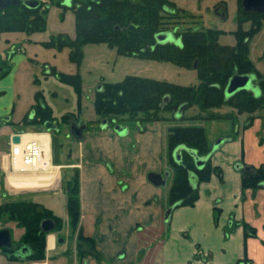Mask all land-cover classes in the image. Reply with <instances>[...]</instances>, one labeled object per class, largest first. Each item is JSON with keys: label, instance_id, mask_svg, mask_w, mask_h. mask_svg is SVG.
<instances>
[{"label": "trees", "instance_id": "trees-1", "mask_svg": "<svg viewBox=\"0 0 264 264\" xmlns=\"http://www.w3.org/2000/svg\"><path fill=\"white\" fill-rule=\"evenodd\" d=\"M59 0V6L71 10L75 16V38L58 36L48 42H42L45 49L59 52L69 49V61L79 67L83 58V47L89 44H105L115 49L119 56L134 57L140 60L170 63L186 70H195L198 85L186 87L171 84L167 81L128 76L117 84L103 83L95 95L94 111L102 119L117 120L128 117L137 123H153L165 119L164 114L174 113V118L182 107L184 112L197 108L198 114L191 121L230 120L237 125V116L233 114L218 115L216 110L230 107L238 115L254 114L264 110V76L257 70L249 57V44L254 36L262 29L264 16L246 14L238 9V29L234 32L235 46H223L219 43L223 31L217 29L184 28L182 22L193 18L194 15L178 8L171 0H72L70 8ZM46 8H48L46 6ZM42 6L31 9L23 5H11L0 10V37L6 33H26L32 35L47 30L45 16L41 13ZM48 11V10H47ZM252 17L249 30H244V23ZM172 32L179 41L178 44H159L156 36ZM46 67L42 65V68ZM55 76L59 82L71 86L81 101V77L77 73L69 75L59 73L55 68L42 73ZM251 75L260 91L256 96L249 91H241L230 99H226L225 89L233 76ZM34 83L40 84L35 78ZM81 104L79 103V109ZM74 114H68L58 120L52 109L46 104L43 93H35V103L29 113L18 124V127H42L45 124L68 125L75 119ZM254 118L244 124L242 129L251 127ZM233 139L236 138L234 134ZM259 143H264L260 138ZM184 146L188 151L193 150L200 158H207L212 152V146L207 140L205 129L199 126L177 127L170 129L168 136V161L173 168L174 177L168 191L167 202L170 208L193 207L199 199L198 186L191 181V174L195 175L198 184L208 182L212 175L223 181V171L214 167L210 160L204 168L198 169L192 155L183 152L182 162L173 159L175 150ZM238 169L241 174L242 191L252 190L254 193L264 188V165L248 166L242 161ZM247 169V170H246ZM67 214L70 227L77 234L76 250L79 256L95 255V244L92 239L82 235L81 220V187L80 174L75 172L66 185ZM0 215H6L24 229V236L15 248L2 249L8 261H22L27 264L43 263L46 261L47 235L42 232L41 224L45 220H52L56 231H61V218L45 207L28 201L6 203L0 206ZM220 216L219 209H215V222ZM245 242L256 237V230L247 224ZM21 247L28 249V253L19 256L17 250ZM247 259L246 247L244 260Z\"/></svg>", "mask_w": 264, "mask_h": 264}, {"label": "crops", "instance_id": "crops-1", "mask_svg": "<svg viewBox=\"0 0 264 264\" xmlns=\"http://www.w3.org/2000/svg\"><path fill=\"white\" fill-rule=\"evenodd\" d=\"M9 46L10 50L7 54L9 67L0 78L2 80L8 77L4 81L11 93L9 99L4 98L6 94L2 95L0 88V120H4V123H0V136L8 133V140L0 149V177L3 179L5 189L2 196L6 193L14 194L8 187L9 177L32 174L11 169L8 155L12 138L21 134L24 135L22 137L24 140H41V138L24 137L48 135L50 143L47 161L57 168V184L61 181V173L64 169H71L73 166L80 168V229L82 235L92 239L95 244V255L81 257L76 250V234L71 239L66 236L59 239L57 234H49L46 239L45 264H51V260L54 264H153L154 260V264H167V262L169 264H239L245 257V247L247 259L251 261L249 264H264V188L255 193L252 190L243 192L241 174L236 167L241 161L248 166L264 165V143H259L260 138H264V112L257 113L251 127L246 130L240 129L239 125H232L230 120L197 121V125L205 129L212 150L219 140L223 141L215 151H212L210 161L214 167L221 168L224 182L220 183L217 177H213L210 183L199 184V199L195 206L179 209L174 207L169 221L166 222L165 213L169 208L167 197L171 184L168 183L166 187H155L147 182L149 172L161 174L168 169L165 166L166 162L162 160L161 146L156 138L149 133L138 135L135 138L138 149L130 153L124 151L120 141H115L109 135L93 133L90 138L84 137L86 143L84 151L81 146L83 140L79 142L78 153H72L73 156L70 157L63 153L65 163L67 160L73 161L79 158V165L55 163L53 136L43 130H36L37 127H28L21 131L18 124L23 118L13 116L18 88L15 72L25 60V55L22 53H25L26 47L21 45L18 51H15V44ZM12 50L15 52L13 53ZM253 84L257 88L253 94L259 96L260 91L255 81ZM219 111L223 115L233 112L228 107ZM196 114L198 110L195 108L192 117ZM241 118L242 116L239 120ZM207 122H229L230 129L211 140L205 125ZM239 124L242 125L243 122L240 121ZM234 134H236L235 139L232 137ZM98 137L101 139L98 140ZM250 144L254 156L250 155ZM168 171L171 173L170 170ZM57 184L18 193H26V197H29L53 192ZM252 206L255 211H251ZM215 209L221 212L217 222L214 218ZM60 218L62 221L65 220ZM169 222L168 233L158 244L146 246V242L140 240L139 236L146 228L152 227L158 230L155 233L159 238L162 237L165 230L162 224L165 227ZM244 224L256 230V237L249 238L246 242ZM49 239L53 241L51 248H49ZM60 240L62 244L59 243ZM174 254L179 255L170 260L165 259V255L171 257ZM139 256L141 258H138L137 263ZM203 256L207 261L203 260ZM4 258L7 264H27L22 261H8L5 256Z\"/></svg>", "mask_w": 264, "mask_h": 264}, {"label": "rangeland", "instance_id": "rangeland-1", "mask_svg": "<svg viewBox=\"0 0 264 264\" xmlns=\"http://www.w3.org/2000/svg\"><path fill=\"white\" fill-rule=\"evenodd\" d=\"M39 1L42 6L40 12H47L45 16L47 30L45 32L35 33L32 35H28L26 33H6L8 35L2 34L0 37V78L5 74L6 68L9 67L7 62V54L10 50L9 45L15 44V51H18L21 45H25L26 47V50L24 49L25 53H22L25 55V60L21 62L15 72L18 88L17 93L15 94L16 108L13 116L15 117L16 115V117H20L21 119L24 118L29 113L31 105L35 102V93L37 91H41L46 104L52 109L54 117L58 120L68 114H74L76 115L79 123L85 122L88 124L89 131L86 135H84V137L90 138L93 133L100 135L105 133L112 137L115 141H120V144L125 152L133 153L138 149L135 145V138L138 135L149 133L151 136H154L157 143L161 146L162 160L163 162H166L165 166L170 169V164L167 162L169 131L170 129L177 127L198 126L197 121H191L193 109H195V107L184 112L183 118L186 120L183 121L176 120L174 118V113H166L164 114L165 119L153 123H137V121L129 120L126 116L124 119L115 120L116 122L114 120H108V122L105 123L106 128L102 129L104 132H102V130H100V126L103 119L100 116H97L94 111L95 95L98 90H100L103 83L117 84L122 82L128 76L167 81L171 84L186 87L196 86L199 83L197 72L195 70H186L170 63L146 61L134 57L119 56L115 49H110L105 44H89L84 46L83 58L79 67H77L69 61V49H64L59 52L54 49H45L42 45V42H48L58 36H67L71 39L75 38V16L73 11L65 10L60 7L59 0ZM171 1L174 2L178 8L194 15L193 18L187 19L185 23L182 22V26H184V28L221 30L224 33L220 37L219 43L223 46L236 45V39L233 33L238 29V0ZM46 6L48 8H46ZM219 7L221 10L220 12L218 10ZM222 11L225 14L224 17L219 14ZM249 27L250 24H246L243 28L248 30ZM26 38H30V40ZM175 41L177 42L176 39ZM20 43L21 45H19ZM12 51L13 53L15 52L14 50ZM249 57L257 70L264 76V23L262 29L254 36L249 44ZM42 65H45L46 67L42 68ZM52 68H55L59 73L69 75H75L78 73L80 75L82 83L80 102L77 94L71 86L60 83L58 78L55 76L49 75L45 77L42 74L46 71L49 72ZM37 77L40 79L39 85L34 83L35 78ZM7 78H2V80H0V88L2 90V95L6 94V97H3L9 99L11 97V93L7 89V83L4 81L7 80ZM253 81H255V79H253ZM2 87H4V89ZM79 103L81 104L80 109ZM224 108L225 107H222L221 109ZM219 110L220 109L216 110L215 113L223 115ZM259 112H264V110L257 111L251 115H238L237 111L233 110V112L229 114L237 116V125H239L240 129H242V125L248 123L249 119L255 118L256 114ZM240 116H242L241 120H239ZM240 121L243 122L242 125L239 124ZM0 123H4V120H0ZM116 123L121 127L127 126V137L120 138L118 134L115 133L114 128L116 125L114 124ZM231 123L233 125V121H231ZM55 124L56 123L53 124L54 128L48 133L51 134L53 136V140H55L53 146L55 163L64 164L65 155L70 157L71 155L73 156L72 153H78L79 142L70 136V125L68 126L60 123L55 127ZM205 125L211 140L216 135L224 134L230 129L229 122H207ZM18 128L21 131L27 129L23 127ZM36 130L41 131L43 129L42 127H37ZM99 138L100 137L97 139L100 140L101 138ZM7 140L8 133L0 136V149L3 147V144L7 142ZM81 146H83L84 151L86 147L85 140L82 142ZM93 150H95V148H93ZM250 150V155L254 156L255 153L251 149V144ZM63 153H65V155ZM210 162L212 164V161ZM66 163L79 165V158L73 159V161L67 160ZM72 173V169H64L61 173V181L57 184L53 192H44L38 195H31L29 197H26V193H14L13 195L6 193L5 196H2L5 189L2 183L3 179L0 177V206L6 203H16L23 200L34 203L38 202L42 206L44 205L43 207L53 210L57 216L65 219L63 220V229L58 234L55 232L58 238L66 236L71 239L74 232L70 227L69 217L68 214H66L65 203L67 201L66 185L69 182V179H72ZM213 177H217L220 183L224 182V178L223 181H221L218 176L212 175L210 180L205 183H210ZM168 181L170 183V177ZM251 211H255L253 206L251 207ZM66 224L67 228H65ZM169 225L170 222L166 223L165 227L162 224V228H165V230H163V235L160 238L157 233H155L158 230L154 227L151 229L146 228L144 233L139 236L140 240L144 243L146 242V246L158 244L159 241L162 240L161 238L164 239L166 233H168ZM0 230H8L10 232L13 245L19 244L25 234L24 229L19 227L15 222L10 221L6 215H0ZM178 255L179 254H174L171 257L170 255H165V259L170 260L171 258H176ZM138 258L141 257H137V263ZM203 260L207 261L205 256H203ZM249 262L251 261L248 259L245 260V263ZM7 263L8 262L4 258L3 252L0 250V264ZM51 264H54V261L51 260ZM167 264L169 263L167 262Z\"/></svg>", "mask_w": 264, "mask_h": 264}, {"label": "water", "instance_id": "water-1", "mask_svg": "<svg viewBox=\"0 0 264 264\" xmlns=\"http://www.w3.org/2000/svg\"><path fill=\"white\" fill-rule=\"evenodd\" d=\"M23 3L24 6L36 9L40 6L39 2L36 0H27L24 2H21L20 0H0V10H5L7 7L11 5H19ZM63 5L65 7L70 8L72 5V0H64ZM242 7L245 12H252V13H262L264 14V0H243L242 1ZM157 42L159 44H167V43H177L175 41V38L172 33H162L156 36ZM1 73V69H0ZM253 76L251 75H244V76H233L225 89V96L226 99H230L231 97L235 96L237 93L241 91H255L257 90L256 86L253 84ZM184 107L180 109L178 114L176 115L177 119L180 118ZM45 129L47 131H51L53 129L52 124H45ZM86 126H71V133L73 137L77 140H81L83 138V132L85 131ZM118 133L123 136L126 133L125 129H116ZM21 141L19 134L15 135L12 138V142L14 144H19ZM223 141L219 140L213 147L212 151H215L219 145H221ZM184 149L183 146L176 149L174 153V157L177 163H181V152ZM190 154L194 158V161L196 163V166L198 169H202L205 166L206 161L210 158V155L207 158H200L197 153L193 150H189ZM212 153V152H211ZM238 169L240 168V165L236 166ZM247 170V169H246ZM168 177V173L162 175L155 172H150L147 174V181L155 186V187H166V179ZM174 208V207H173ZM173 208H170L167 210L165 215V221L168 222ZM55 229V223L52 220H45L41 224V230L42 232L48 234L54 231ZM59 243H62V240L59 241ZM13 247L12 241H11V234L8 230H0V250L2 249H11Z\"/></svg>", "mask_w": 264, "mask_h": 264}, {"label": "built area", "instance_id": "built-area-1", "mask_svg": "<svg viewBox=\"0 0 264 264\" xmlns=\"http://www.w3.org/2000/svg\"><path fill=\"white\" fill-rule=\"evenodd\" d=\"M39 1V0H37ZM40 2V1H39ZM20 135L19 144L12 142L8 155L9 163L13 171L26 173H49L54 168L51 162L44 159L45 145L38 139H25ZM45 264V263H34Z\"/></svg>", "mask_w": 264, "mask_h": 264}, {"label": "flooded vegetation", "instance_id": "flooded-vegetation-1", "mask_svg": "<svg viewBox=\"0 0 264 264\" xmlns=\"http://www.w3.org/2000/svg\"><path fill=\"white\" fill-rule=\"evenodd\" d=\"M242 1L243 0H241V3H240V5H241V8H242V10L244 11V9H243V7H242ZM238 4V9H239V2L237 3ZM219 12L221 11L220 10V7H219ZM224 11V10H223ZM223 11L221 12V13H219V14H221V15H223V17L225 16V14L223 13ZM225 12V11H224ZM244 13H246V14H254V15H260L261 17L262 16H264V14H262V13H252V12H245L244 11ZM252 21H253V18L252 17H250L249 19H248V21L247 22H245L244 23V25H246V24H250V27H251V24H252ZM244 27V26H243ZM250 27H249V29H250ZM248 29V30H249ZM244 30H246V29H244ZM247 31V30H246ZM168 33H172V32H168ZM173 34V33H172ZM173 36H174V34H173ZM174 38H175V36H174ZM176 39V38H175ZM177 40V39H176ZM179 43V41L177 40V43H175V44H178ZM254 78V77H253ZM182 114H183V112H182ZM182 114H181V116H182ZM76 116V115H75ZM180 116V117H181ZM176 119H177V117H176ZM115 121V120H114ZM108 122V119H103L102 120V124H101V129L100 130H102V129H105L106 128V124L105 123H107ZM116 122V121H115ZM53 125V124H52ZM70 125V136L74 139V140H76V141H78V142H81V141H83L84 140V135H86V133L89 131V126H88V124L87 123H85V122H82V123H79V121L77 120V117L75 118V119H73V120H71V122L68 124V126ZM72 125H75L76 127L77 126H83V125H85L86 126V129H85V131L83 132V138L81 139V140H77V139H75L74 137H73V135H72V133H71V126ZM114 125H116V127L114 128V131H115V133H117L118 134V136L120 137V138H125V137H127L128 136V128H127V126H123V127H121L119 124H114ZM118 125V126H117ZM55 127H56V124H55ZM53 128H54V125H53ZM117 128H120V129H125L126 130V133H125V135H123V136H121L119 133H118V131L116 130ZM102 131H104V130H102ZM43 132H46V133H48L49 131H47L46 129H45V125H44V129H43ZM184 147V146H183ZM176 151V150H175ZM185 151H188L185 147H184V149L182 150V152H181V162H182V158H183V152H185ZM189 152V151H188ZM175 153V152H174ZM190 153V152H189ZM173 159H174V161L176 162V160H175V157H174V154H173ZM210 160V158L207 160V161H209ZM206 161V162H207ZM167 162L169 163V161H168V157H167ZM177 163V162H176ZM178 164H180V163H178ZM196 164V163H195ZM170 166V165H169ZM171 167V166H170ZM72 170H73V173H72V176L71 177H73L74 176V174H75V172L77 171V172H79V174H80V187H81V172H80V168L78 167V166H73L72 168H71ZM171 169V173L168 171V170H170ZM170 169H167V170H164V172H162L161 174L162 175H164V174H166V173H168V177H167V179H166V186H167V184L169 183V177L171 178V181H170V184L172 185V182H173V177H174V171H173V168L171 167ZM150 173V172H149ZM160 174V173H159ZM71 179H69V181H70ZM191 181H192V183L194 184V186H198L199 184H198V182H197V179H196V177H195V175H193V174H191ZM148 182V181H147ZM149 183V182H148ZM171 185H170V187H171ZM80 197H81V195H80ZM67 203V202H66ZM40 205V204H39ZM42 206V205H41ZM173 208V207H172ZM47 209V208H46ZM170 209V207L167 209V210H169ZM49 210V209H48ZM66 210H67V208H66ZM167 212V211H166ZM54 213V212H53ZM54 215L55 216H57L55 213H54ZM166 215V214H165ZM57 217H59V216H57ZM60 218V217H59ZM55 229H56V225H55ZM54 229V231H52L51 232V234H54L55 232H57V234L60 232V231H56ZM56 234V233H55ZM77 235V234H76ZM61 238V237H60ZM59 238V239H60ZM76 240H77V236H76ZM60 244H62V243H60ZM12 248H15V246L14 247H12ZM11 248V249H12ZM26 253H28V249L27 248H25V247H21L19 250H17V255H19V256H22V255H24V254H26Z\"/></svg>", "mask_w": 264, "mask_h": 264}, {"label": "bare ground", "instance_id": "bare-ground-1", "mask_svg": "<svg viewBox=\"0 0 264 264\" xmlns=\"http://www.w3.org/2000/svg\"><path fill=\"white\" fill-rule=\"evenodd\" d=\"M29 137H34V138H41V141H43L45 145V157L44 159L47 160L49 157V152H47L48 149V144L49 142V136H25L24 138H29ZM24 140V139H23ZM58 180V173H57V168H53L51 172L49 173H32L30 175H23V176H11L8 179V187L14 192H23L29 189H37L41 187H46V186H51L57 184ZM50 239H49V248L52 247L53 241H51V246H50Z\"/></svg>", "mask_w": 264, "mask_h": 264}]
</instances>
